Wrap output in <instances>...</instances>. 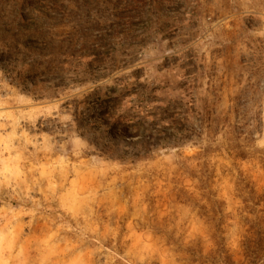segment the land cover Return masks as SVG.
<instances>
[{"label":"rangeland","instance_id":"1","mask_svg":"<svg viewBox=\"0 0 264 264\" xmlns=\"http://www.w3.org/2000/svg\"><path fill=\"white\" fill-rule=\"evenodd\" d=\"M0 264H264V0H0Z\"/></svg>","mask_w":264,"mask_h":264},{"label":"trees","instance_id":"2","mask_svg":"<svg viewBox=\"0 0 264 264\" xmlns=\"http://www.w3.org/2000/svg\"><path fill=\"white\" fill-rule=\"evenodd\" d=\"M120 121L122 122L123 120H122V119H120ZM127 121H129V122H130V121H132V120L128 119Z\"/></svg>","mask_w":264,"mask_h":264}]
</instances>
